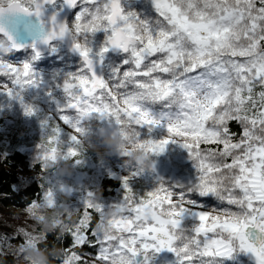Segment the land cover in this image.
Returning a JSON list of instances; mask_svg holds the SVG:
<instances>
[{
    "label": "snow or ice",
    "instance_id": "snow-or-ice-1",
    "mask_svg": "<svg viewBox=\"0 0 264 264\" xmlns=\"http://www.w3.org/2000/svg\"><path fill=\"white\" fill-rule=\"evenodd\" d=\"M147 3L143 15L126 0H0V17L7 11L41 18L52 10L47 21L41 19L42 27L47 24L44 35L31 44L18 43L0 24L15 57L0 62V91L18 97L26 115H35L36 108L21 93L41 83L32 66L40 56L37 44L67 40L81 58L79 69L58 85L56 116L42 122L48 133L39 146L43 159L62 154L79 163L81 126L95 115L131 130L122 135L152 155L179 142L196 169L187 185L161 183L146 194L129 187L133 172L123 178V199L113 205L92 203L89 193L64 232L70 243L59 264H88L78 251L85 248L96 249L99 264H136L138 255L148 264L149 253L164 249L176 254L178 264H228L241 254L264 264V0ZM65 9L67 20L60 17ZM156 127H166L168 136L141 138V129L150 133ZM43 200L50 207L56 203L52 189L25 206L32 222L31 210ZM202 200L227 207L210 212ZM109 208L116 213L106 216ZM189 209H195L198 223L185 229L181 218ZM97 224L106 230L97 231ZM38 231L21 226L3 233L0 254L13 242L39 247L53 235L44 233L41 241Z\"/></svg>",
    "mask_w": 264,
    "mask_h": 264
},
{
    "label": "trees",
    "instance_id": "trees-1",
    "mask_svg": "<svg viewBox=\"0 0 264 264\" xmlns=\"http://www.w3.org/2000/svg\"><path fill=\"white\" fill-rule=\"evenodd\" d=\"M126 6L143 15L148 14L150 7L147 0H131L130 3L126 0ZM5 44L7 47L0 51V62L2 63L9 62L4 59L6 56L10 60L15 59L9 43L3 37H0V47ZM58 47L62 48V45L55 43L52 49L58 51L56 49ZM30 56L31 53L29 52V56L24 59H30ZM49 60L54 61L48 65L49 67L45 64V57L32 61L33 69L40 76L41 83L39 87L28 88L21 93L23 102L36 108L35 115L28 116L25 114L18 97H9L6 93L0 91V237L3 233H14L21 226L29 232L39 229L37 235L41 241L44 239V233H53L48 237L47 243L39 246V248L48 255L49 264H59L57 258L61 256L66 245L70 243V240L64 237V232L77 220L78 210L89 199V195L86 196L88 189L94 195L91 197L92 203L96 201L102 203L107 200L108 202L115 201L119 203L124 195L123 178L128 177L133 172L137 174L129 181V187L138 194H146L161 183L166 187L177 186L170 180L158 178L156 173L149 168L145 169L135 162H129L130 156L122 154L128 151H103V139L99 138L94 132L97 128L95 123L98 120L96 118L84 121L81 126L83 128V132L80 134L82 155L78 157L80 158L79 163L71 158H64L62 154H58L55 160L43 159L44 149L39 148V146L45 142L48 133L42 122L56 116L57 106L55 101L61 102L62 100L61 89L58 85L62 84L69 74L75 73L81 64V60L73 58L62 50L59 54L51 56ZM48 75L50 83L47 82L45 85ZM3 79L0 77V80ZM257 91H259V88H257ZM49 93L51 94L49 95ZM3 96L13 103L12 109L9 110L6 107L7 102L6 104L3 103ZM61 127H65L62 122ZM230 128L237 136L240 135L241 129L237 123H230ZM65 131H71V129L65 128ZM141 133L142 139H152L154 141L168 136L166 127H156L150 133L145 128L141 129ZM95 148L101 149L103 154L96 151ZM174 154L181 155L178 156L180 158L182 156L187 158L181 166L180 175L189 176L191 181L195 180L196 169L190 159L189 151L179 142L169 143L162 153L150 154V157L154 161L153 159L161 157V155L164 157L166 155L173 156ZM65 163L68 165L73 164L74 166H69L68 169H74L75 174L83 176L80 178L82 184H75L76 188L80 190L75 194L67 193L61 187L66 183L67 176H63L61 182H58L55 178L58 176L56 175L57 168ZM49 188L52 189L56 203L51 207L47 200L36 203L31 210V214L36 218L35 222H32L26 215L25 206L38 199L41 191ZM200 204L204 209L208 208L212 212L217 207H227V205H218L214 200H202ZM194 210L189 209L185 214H190ZM45 220L51 224L50 228L45 227ZM95 220L96 218L93 216V223H95ZM197 223L196 219L189 216L188 219L186 218L183 221L182 228L187 227L186 229H190ZM98 226L104 225L97 224L96 230ZM17 243L13 242L6 249V255L0 254V264H29V258L22 255V253L26 247L35 248L37 246L34 244L17 246ZM3 251V248L0 247V252ZM78 251H80L82 258L88 261V264H99L93 258L96 253L95 248H85ZM84 252L93 255L84 256ZM11 255H14L16 259L13 260ZM150 256H153L154 264L163 263L159 253L152 252L149 253V258ZM228 264L252 263L241 254L230 259Z\"/></svg>",
    "mask_w": 264,
    "mask_h": 264
},
{
    "label": "rangeland",
    "instance_id": "rangeland-1",
    "mask_svg": "<svg viewBox=\"0 0 264 264\" xmlns=\"http://www.w3.org/2000/svg\"><path fill=\"white\" fill-rule=\"evenodd\" d=\"M49 10L52 11L51 9H49ZM56 49L57 50H63L65 52L63 47L62 48L58 47ZM53 55L54 54L52 53L51 56H53ZM51 56H49V55H45L44 56L46 58V60H47V61H45V64L47 65V67H49L48 65L50 63L54 62L53 60L52 61L49 60ZM39 58H41V57H39ZM47 73H49V72H47ZM47 82H48V84L50 83L49 75H48L47 81H45V85L47 84ZM51 83H52V81H51ZM50 85H49V87H50ZM2 98L4 99V102H3L4 104H6V102H7L6 107L9 110L12 109L13 103L10 102L9 100H6V98L4 96ZM14 98H17V97H14ZM55 103H56V106L58 107V105L60 104V101H55ZM94 118H96L98 120L95 123L97 125V128L94 131L96 134H97V131L99 130V128H101L103 126V121H105V120L111 121L110 119L99 118V117H97L95 115H93V117L90 118V119H94ZM178 156H181V155H175L174 154L173 156L172 155H170V156L166 155L164 157H162V155H161V157H157V158L153 159L154 161H152V166L149 169L152 170V172L154 171L158 178L163 179V180L164 179L170 180L174 184H176L177 183V181H176L177 179L179 180V179L185 177L183 175H180V173H181L182 164L184 162H186V160H187V158L185 156H182L181 158L178 157ZM57 160H58V158H57ZM69 166H74V165L73 164L68 165V164L65 163V164L61 165L59 168H57V174L56 175H58V176H56L55 178H57L58 182H61L63 180V176H67L68 179H67V181H65L66 183L63 184L64 186H61V187L63 188V191H65L67 193H70V194H75V193L80 191L79 189L76 188L75 184L79 183L81 185L82 183L80 182L81 181L80 178L83 177V176L75 174L74 169H70L69 170L68 169ZM86 179H89V178H86ZM89 193H90V190L88 189L86 191V196L89 195ZM86 196H82V197H86ZM102 204L107 206V205L117 204V202H115V201L114 202H108V200H107L105 202H102ZM212 207H215V206H212ZM203 210H207V211L212 212L208 208L203 209ZM116 211H117L116 209L109 208L108 211L105 213V215L106 216H110L109 213H113L112 215H114L116 213ZM189 216L193 217L194 219H196L198 221L197 217L195 216V210H194L190 214H184L183 215V217L181 218V227L183 225V221L186 218L188 219ZM183 228L186 229L187 227H183ZM157 253L160 254L161 260L163 261V263H160V264H173V263L176 264L178 262L176 254L173 253V252H169L167 249H164V250H162L160 252H157ZM244 257L248 261H250L252 264H254V261L252 259H250L249 256L244 255ZM153 259H154L153 256H150V258L148 259V264H154V262H153L154 260ZM136 264H144V261H142L141 263H137V261H136Z\"/></svg>",
    "mask_w": 264,
    "mask_h": 264
},
{
    "label": "water",
    "instance_id": "water-1",
    "mask_svg": "<svg viewBox=\"0 0 264 264\" xmlns=\"http://www.w3.org/2000/svg\"><path fill=\"white\" fill-rule=\"evenodd\" d=\"M68 11H69L68 9H65L64 11H62L60 13V17L62 19L67 20ZM50 13L51 11L47 10L45 12V15L41 18H37L35 16H27L24 14L6 15V16L0 17V24H3L5 29L15 37L18 43L31 44V42H33L34 40L38 41L40 37L44 35V31L47 30V24L45 23L44 26L42 27L41 19H43L44 21H47V17ZM0 36H3V35H0ZM3 37L7 39V41L11 43L12 45V42L9 41L6 36H3ZM57 42L62 43L65 46L66 50L70 51V53L74 57L81 59L77 53L72 51L69 41L65 40V41H57ZM50 45H44V44L38 43L37 47L40 50V55L46 54L49 51ZM118 127L119 126H117L115 122H103V126L99 128L98 134L101 138H103L106 133H110L112 130ZM190 182L191 181L189 177H185L181 180H177L178 185H187ZM142 259H143V255H138L136 257V260L138 262H140Z\"/></svg>",
    "mask_w": 264,
    "mask_h": 264
},
{
    "label": "clouds",
    "instance_id": "clouds-1",
    "mask_svg": "<svg viewBox=\"0 0 264 264\" xmlns=\"http://www.w3.org/2000/svg\"><path fill=\"white\" fill-rule=\"evenodd\" d=\"M3 7L7 9V4H4ZM3 15H11V13L5 11ZM6 47V44L3 47H0V51H3ZM122 132H127L129 136L131 135V130L121 127L112 130L110 133H106L102 140V143L104 145L103 151H128L130 156L129 162H135L137 165L145 169L150 168L152 166L150 154L146 153L142 149L133 147L129 140L126 139L124 135H122ZM95 150L103 154V152H101V149L95 148ZM112 214L113 213H109V215ZM44 224L46 228L51 227V224L47 220H45ZM106 227V225L98 226L97 230L103 232L106 230ZM22 255L29 258V264H49L48 255L39 247H26Z\"/></svg>",
    "mask_w": 264,
    "mask_h": 264
},
{
    "label": "bare ground",
    "instance_id": "bare-ground-1",
    "mask_svg": "<svg viewBox=\"0 0 264 264\" xmlns=\"http://www.w3.org/2000/svg\"><path fill=\"white\" fill-rule=\"evenodd\" d=\"M144 259H145V257L143 256V259L140 262H138V263H141L142 261H144Z\"/></svg>",
    "mask_w": 264,
    "mask_h": 264
}]
</instances>
